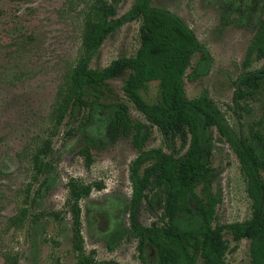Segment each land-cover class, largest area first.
Returning a JSON list of instances; mask_svg holds the SVG:
<instances>
[{"label":"rangeland","instance_id":"1","mask_svg":"<svg viewBox=\"0 0 264 264\" xmlns=\"http://www.w3.org/2000/svg\"><path fill=\"white\" fill-rule=\"evenodd\" d=\"M133 2L121 0L117 17ZM152 5L179 16L210 54L208 73L184 80L186 98L206 93L239 137L246 139L250 130L264 136V87L252 97H235L237 79L245 72L246 49L264 15V0H152ZM94 9L92 0H0V264L6 250L17 254L18 264H79V255L86 264L157 263L149 245L140 257L141 240L128 232L114 249L107 247L115 231H128L132 223L162 225L164 220L161 205L143 201L131 208L129 176L138 155L133 132L112 133L104 110L89 112L72 105L76 66L86 50ZM139 28V20L125 22L108 35L89 68L100 70L133 56ZM262 66L264 59L248 70ZM127 74L107 81L108 98L102 101L120 99L127 104L129 118L146 127L145 149L183 155L181 142L167 147L158 129L125 98ZM157 96V83L152 82L146 99L154 102ZM87 137L91 147L86 146ZM212 138L211 189L217 198L213 226L244 221L252 214L246 180L230 146L215 130ZM41 142L50 143L52 170L49 189L37 194L41 177L34 179L31 158ZM71 184L91 188L77 204L81 253L75 246ZM27 208L39 215L37 224L28 216L10 222ZM225 239L226 262L250 264L249 241H235L229 234Z\"/></svg>","mask_w":264,"mask_h":264},{"label":"trees","instance_id":"2","mask_svg":"<svg viewBox=\"0 0 264 264\" xmlns=\"http://www.w3.org/2000/svg\"><path fill=\"white\" fill-rule=\"evenodd\" d=\"M121 0H92L94 22L88 26L86 50L76 66V83L72 91V105L105 111L110 132L119 129L132 131V142L138 150L130 169L131 208L143 201L150 206L161 205L162 225L142 227L132 223L128 231H115L107 243L114 249L125 232L141 240V258L147 245L156 255V264H228L225 254L228 241H249L250 264H264V136L250 130L246 139L239 137L206 93L187 99L184 80L205 76L211 67V57L195 33L176 14L152 5V0H134L128 12L117 17ZM140 21L139 47L131 57L112 61L100 70L89 68L105 39L125 22ZM193 63V59H195ZM264 59V15L257 23L242 62L245 70L237 79L235 97L256 95L264 87V66L248 70ZM190 70V72H188ZM126 71L122 91L152 127L162 135L167 147L181 142L185 152L179 157L160 149H145L149 138L145 125L133 122L128 106L120 99L103 102L108 93L107 81ZM156 82L158 96L154 102L146 99L148 85ZM65 110V109H64ZM212 130L225 140L235 153L246 180V192L251 202L250 218L236 223L213 226L217 198L212 193L213 151ZM86 146L92 139L87 137ZM88 151V148H87ZM50 143L37 145L31 158L34 179L40 176L37 194L50 186L52 163ZM86 185H70V199L74 202L73 227L76 251L81 253L80 199L90 194ZM38 223V216L27 208L11 218L15 224L22 218ZM35 218V219H34ZM34 219V220H33ZM2 264H18L13 250L3 253ZM79 264H86L79 255Z\"/></svg>","mask_w":264,"mask_h":264}]
</instances>
